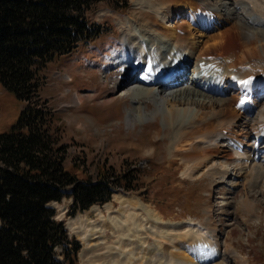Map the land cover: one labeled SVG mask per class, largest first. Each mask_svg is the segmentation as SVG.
Listing matches in <instances>:
<instances>
[{"label":"rangeland","instance_id":"374dc122","mask_svg":"<svg viewBox=\"0 0 264 264\" xmlns=\"http://www.w3.org/2000/svg\"><path fill=\"white\" fill-rule=\"evenodd\" d=\"M128 2L126 7L118 9L102 1L87 10V16L99 22L103 32L70 53L54 57L41 72V105L52 110L53 131L67 144L65 165L81 177L95 178L107 167L114 168L119 174L132 171L135 176L132 182L135 188L118 187L109 201L98 204L97 208L77 211L73 216L67 214L71 197L50 202L55 208V218L63 220L68 236L81 242L78 264H166L181 252L197 258L192 252L193 239L188 235L193 229L197 233L209 231L205 233L209 238L214 231L217 233L220 251L217 250L218 257L212 264H264V177L251 173L252 168L257 172L264 170V152L258 160L248 154L250 150L253 154L258 152L253 144L255 139L252 142L253 128L263 104L251 108L247 116L249 121L245 124V130L250 134L246 143L249 162L247 159L246 162L228 159L231 173L225 177L211 173L185 177V164L179 156H174L175 130L164 123L161 114L152 115L156 98L145 96L136 101L130 92L128 97H122L128 87L121 86L128 74L137 79L135 72L130 70L134 65L127 68L119 63L108 64L115 61V55L119 58L123 51L119 44L122 37L139 33L134 16L142 12H157L160 16L166 0ZM233 2L235 7L240 5L238 0ZM259 2L264 6V0ZM229 11L228 6L223 9L224 13ZM158 38L161 40L162 36L158 34ZM160 43L159 48H162L164 43ZM237 70L238 67L234 72ZM113 86L117 91L115 98L109 100ZM140 91L142 89H138V93ZM78 93L85 97L82 102L77 100ZM95 93L98 98L92 97ZM226 95L223 97L234 98L228 91ZM239 98L235 99L238 101ZM104 100L109 101L104 103ZM239 103L233 106L237 116L241 115L240 106H248ZM23 105L24 102L0 81V131L9 129L17 120ZM140 107L148 115L144 121L138 119L137 108ZM133 109L137 119L130 125L127 116ZM218 122L219 117L215 124ZM250 143L254 145L252 149ZM260 146L258 148H263L264 143ZM221 148L224 147L214 146L213 156ZM220 152V155L229 154ZM119 195L135 196L144 208L154 210L160 219L146 220L141 215L138 218L140 231L134 225L135 220L130 221L131 226L122 224L120 229L119 222L125 218V213L119 212L120 203L116 200ZM124 227L126 231L122 230ZM120 244L127 248L126 251H121ZM56 250L61 258V246ZM131 256L134 259L131 260Z\"/></svg>","mask_w":264,"mask_h":264},{"label":"bare ground","instance_id":"6f19581e","mask_svg":"<svg viewBox=\"0 0 264 264\" xmlns=\"http://www.w3.org/2000/svg\"><path fill=\"white\" fill-rule=\"evenodd\" d=\"M233 1L166 0L160 16L156 15L157 12H142L134 16L133 21L138 24L139 33L128 37V43L122 46L123 51L118 58L119 66L128 68L134 65L131 71L135 68L141 69L149 60L148 47L154 44L157 53L162 42L165 50L159 52L158 56L161 58L164 54L169 60L163 59L156 65L169 61L167 70L173 65L178 66L179 70H185L190 59H194L195 63L187 79L180 75L164 79L160 76L162 73H156L158 66L153 64L152 70L155 72L142 80L145 84L140 82L142 84L140 86L136 83L135 87L133 83L135 77L130 73L121 86L128 87L122 97H128L130 92L131 97H135L136 101H140L145 96L156 98L157 104L152 115L161 114L164 123L175 130L174 156H179L185 164L186 169L183 173L185 177L201 176L204 173H211L214 176L222 174L225 177L231 173L227 164L228 159L245 157L244 160L247 159L249 162L246 156L249 133L245 130V124L249 121L247 116L251 108L259 103L263 104V108L259 117L257 116L253 134L255 141L264 138V69H259L264 68V6L259 0H238L237 3L240 5L235 7ZM227 6L230 11L224 13L223 9ZM137 20L140 22L138 23ZM155 32L162 36L161 40ZM133 43H136L137 48H134ZM140 51L142 54L139 55ZM203 65L204 68H200ZM236 67L238 70L234 72ZM183 72L181 75L184 74ZM138 89L142 91L138 93ZM115 90L114 86L111 87L112 98L109 100L115 98ZM227 91L232 93L234 98L223 97L228 95H226ZM237 96L249 97L248 102L245 103L248 106H240L241 115L238 116L233 110V106L239 103V100L235 99ZM76 97L78 102H82L85 98L79 93ZM92 97L98 98L97 93ZM109 100H104V103ZM183 106L195 108H182ZM137 110L139 121H144L148 116L147 113H144L141 107ZM134 114V109L128 112L127 123L130 125L135 124L137 119ZM218 117L220 122L216 125L215 121ZM223 129L228 132H223ZM216 145L224 147L220 151H227L229 154L220 155L221 152L218 151L213 156L211 152ZM258 147L259 145H256L257 149ZM251 173L264 177V170L257 172L252 168ZM116 197L120 203L119 212L125 213V218L123 217L122 222H119V228L122 224L129 226L130 221L135 220L134 225H137L140 231L141 223H138V218L141 215H144L142 219L146 220L160 219L154 210L144 208L145 205L135 196ZM95 206L97 204L92 208H97ZM196 225L199 227L197 223ZM122 230L126 231V228ZM208 232L202 230L201 233H197L193 229L188 234L189 239H193L192 252L197 258H193L188 252H181L166 264H212L217 257V249L214 248L217 244V236L214 231L209 238L205 234ZM206 242L213 248L205 249ZM119 247L122 252L127 249L123 244ZM211 252L216 256L209 259L212 257ZM232 254L234 256L235 251Z\"/></svg>","mask_w":264,"mask_h":264},{"label":"trees","instance_id":"16d2710c","mask_svg":"<svg viewBox=\"0 0 264 264\" xmlns=\"http://www.w3.org/2000/svg\"><path fill=\"white\" fill-rule=\"evenodd\" d=\"M102 1L123 8L129 0H0V81L24 102L0 131V264H78L80 243L50 202L72 197L73 215L119 186L136 187L132 171L107 167L93 178L67 167V144L53 131L52 110L41 105L43 68L103 31L87 16Z\"/></svg>","mask_w":264,"mask_h":264}]
</instances>
